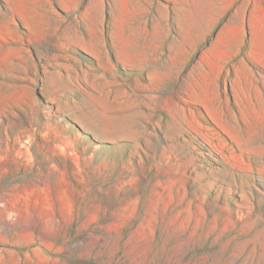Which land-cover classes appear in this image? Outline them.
<instances>
[{
  "label": "rangeland",
  "instance_id": "1",
  "mask_svg": "<svg viewBox=\"0 0 264 264\" xmlns=\"http://www.w3.org/2000/svg\"><path fill=\"white\" fill-rule=\"evenodd\" d=\"M0 264H264V0H0Z\"/></svg>",
  "mask_w": 264,
  "mask_h": 264
}]
</instances>
